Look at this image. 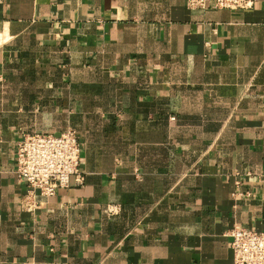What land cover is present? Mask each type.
Instances as JSON below:
<instances>
[{
  "label": "crops",
  "instance_id": "1",
  "mask_svg": "<svg viewBox=\"0 0 264 264\" xmlns=\"http://www.w3.org/2000/svg\"><path fill=\"white\" fill-rule=\"evenodd\" d=\"M66 128L83 183L22 211L20 133ZM234 224L264 230V0H0V264H230Z\"/></svg>",
  "mask_w": 264,
  "mask_h": 264
},
{
  "label": "built area",
  "instance_id": "2",
  "mask_svg": "<svg viewBox=\"0 0 264 264\" xmlns=\"http://www.w3.org/2000/svg\"><path fill=\"white\" fill-rule=\"evenodd\" d=\"M255 0H184L187 9L245 10ZM80 145L75 131L66 128L58 133L21 132L15 146L14 174L26 186L20 208L32 212L36 196L50 197L58 189L83 183L79 169ZM137 176V173H135ZM237 183V182H236ZM236 195H243L236 192ZM107 211L113 212L111 208ZM232 252L230 264H264V230L234 224L226 231Z\"/></svg>",
  "mask_w": 264,
  "mask_h": 264
}]
</instances>
